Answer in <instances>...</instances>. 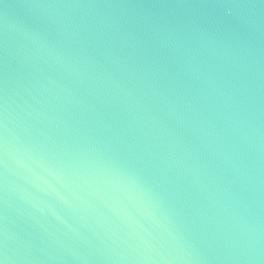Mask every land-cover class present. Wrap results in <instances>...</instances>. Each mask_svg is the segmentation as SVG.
<instances>
[{
	"label": "water",
	"instance_id": "95a60500",
	"mask_svg": "<svg viewBox=\"0 0 264 264\" xmlns=\"http://www.w3.org/2000/svg\"><path fill=\"white\" fill-rule=\"evenodd\" d=\"M4 264H264V0H0Z\"/></svg>",
	"mask_w": 264,
	"mask_h": 264
},
{
	"label": "snow or ice",
	"instance_id": "6c2138e0",
	"mask_svg": "<svg viewBox=\"0 0 264 264\" xmlns=\"http://www.w3.org/2000/svg\"><path fill=\"white\" fill-rule=\"evenodd\" d=\"M0 264H4L3 260H0Z\"/></svg>",
	"mask_w": 264,
	"mask_h": 264
}]
</instances>
